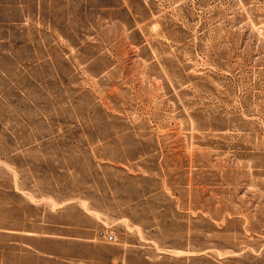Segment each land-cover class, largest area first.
Instances as JSON below:
<instances>
[{
    "label": "rangeland",
    "instance_id": "374dc122",
    "mask_svg": "<svg viewBox=\"0 0 264 264\" xmlns=\"http://www.w3.org/2000/svg\"><path fill=\"white\" fill-rule=\"evenodd\" d=\"M0 264H264V0H0Z\"/></svg>",
    "mask_w": 264,
    "mask_h": 264
},
{
    "label": "built area",
    "instance_id": "2783aa9c",
    "mask_svg": "<svg viewBox=\"0 0 264 264\" xmlns=\"http://www.w3.org/2000/svg\"><path fill=\"white\" fill-rule=\"evenodd\" d=\"M105 237L108 241H113L115 239L113 234H105Z\"/></svg>",
    "mask_w": 264,
    "mask_h": 264
}]
</instances>
